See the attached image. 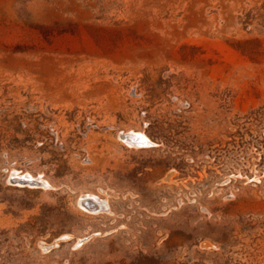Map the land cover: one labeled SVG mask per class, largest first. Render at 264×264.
Segmentation results:
<instances>
[{
	"label": "rangeland",
	"instance_id": "obj_1",
	"mask_svg": "<svg viewBox=\"0 0 264 264\" xmlns=\"http://www.w3.org/2000/svg\"><path fill=\"white\" fill-rule=\"evenodd\" d=\"M0 264H264V0H0Z\"/></svg>",
	"mask_w": 264,
	"mask_h": 264
},
{
	"label": "bare ground",
	"instance_id": "obj_2",
	"mask_svg": "<svg viewBox=\"0 0 264 264\" xmlns=\"http://www.w3.org/2000/svg\"><path fill=\"white\" fill-rule=\"evenodd\" d=\"M144 137H145V136H144ZM133 138H134V137H133ZM131 139H132V138H131ZM147 141H150V140L148 139ZM140 144H142V145H146L145 143H140ZM24 176H25V175H24ZM29 177H30V178H33V179L35 178V177H33L31 174H29ZM38 182H39V181H38ZM41 182L44 183V184H45V183L48 184L45 180H42ZM35 183H36V182H35ZM92 198H93V197H92ZM94 198H95V197H94ZM95 200H96V199H95ZM97 200H98V199H97ZM105 207H106V205H105ZM105 207H104V208H105Z\"/></svg>",
	"mask_w": 264,
	"mask_h": 264
}]
</instances>
